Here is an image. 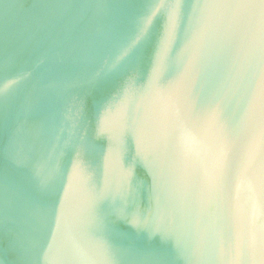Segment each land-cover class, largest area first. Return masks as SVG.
<instances>
[{"label": "water", "instance_id": "1", "mask_svg": "<svg viewBox=\"0 0 264 264\" xmlns=\"http://www.w3.org/2000/svg\"><path fill=\"white\" fill-rule=\"evenodd\" d=\"M0 264H264V0H0Z\"/></svg>", "mask_w": 264, "mask_h": 264}, {"label": "snow or ice", "instance_id": "2", "mask_svg": "<svg viewBox=\"0 0 264 264\" xmlns=\"http://www.w3.org/2000/svg\"><path fill=\"white\" fill-rule=\"evenodd\" d=\"M0 91H3V89H0Z\"/></svg>", "mask_w": 264, "mask_h": 264}]
</instances>
